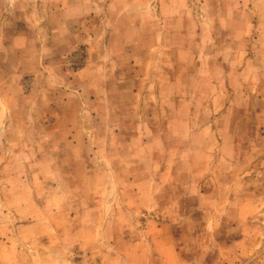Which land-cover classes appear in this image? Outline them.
<instances>
[{
    "label": "rangeland",
    "instance_id": "obj_1",
    "mask_svg": "<svg viewBox=\"0 0 264 264\" xmlns=\"http://www.w3.org/2000/svg\"><path fill=\"white\" fill-rule=\"evenodd\" d=\"M0 264H264V0H0Z\"/></svg>",
    "mask_w": 264,
    "mask_h": 264
}]
</instances>
